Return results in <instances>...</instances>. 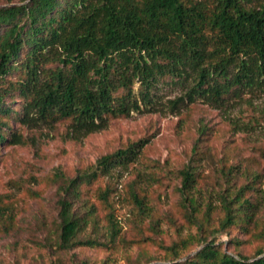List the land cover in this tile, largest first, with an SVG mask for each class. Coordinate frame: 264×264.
I'll use <instances>...</instances> for the list:
<instances>
[{"label":"trees","instance_id":"obj_1","mask_svg":"<svg viewBox=\"0 0 264 264\" xmlns=\"http://www.w3.org/2000/svg\"><path fill=\"white\" fill-rule=\"evenodd\" d=\"M166 83L182 91L169 100L173 109L196 101L218 108L230 99L264 94V0H22L0 5V144L23 143L22 128L60 123L67 124V137L79 139L132 111H158ZM147 142L140 139L105 154L76 176L54 174L59 182L57 248L102 245L82 235L89 224H100L90 186L114 167L134 164ZM244 173L247 182L219 193L223 216L213 222L215 205L207 201L203 209L196 194L200 172L192 164L180 171V205L197 232L180 235L170 245L159 243L167 263L154 264H264V226L256 212L264 173L247 168ZM127 185L137 215H150L145 189L136 179ZM114 189L107 185L96 193L111 207L106 216L111 240L118 232L110 202ZM14 221V207L1 204L0 231L8 233ZM158 222H151L156 233ZM232 229L259 241L253 254L240 251L238 240L232 241L231 252L217 243L219 234ZM200 246L182 260V250ZM136 262L143 264L142 256Z\"/></svg>","mask_w":264,"mask_h":264},{"label":"rangeland","instance_id":"obj_2","mask_svg":"<svg viewBox=\"0 0 264 264\" xmlns=\"http://www.w3.org/2000/svg\"><path fill=\"white\" fill-rule=\"evenodd\" d=\"M11 1L22 0H0V5ZM159 92L164 104L158 111H132L79 139L67 137V124L60 123L54 128H22L23 143L0 144V205L8 203L15 211L14 228L8 233L0 231V264H137L141 256L143 264L167 263L159 243L170 245L180 235L197 232L194 226L189 227L180 205L183 168L192 164L200 172L196 194L203 209L207 201L215 205L213 222L223 216L222 190L247 182L246 168L264 173V94L230 99L218 108L196 101L173 109L169 100L181 96L182 91L166 83ZM140 139L148 142L134 164L116 166L111 175H101L90 186L100 224H89L82 235L98 238L102 245L57 248L59 182L54 174L76 176L103 155ZM232 165L234 169L227 175L225 171ZM135 179L145 189L151 207L145 217L137 215L129 197L127 184ZM107 185L115 188L110 194L118 222L113 240L106 218L111 207L96 195ZM259 187L256 212L264 226V177ZM153 219L159 221L158 233L152 229ZM235 240L246 254H253L259 243L238 229L219 234L217 243L231 252ZM201 247L182 250V260ZM149 259L154 260L148 263Z\"/></svg>","mask_w":264,"mask_h":264},{"label":"water","instance_id":"obj_3","mask_svg":"<svg viewBox=\"0 0 264 264\" xmlns=\"http://www.w3.org/2000/svg\"><path fill=\"white\" fill-rule=\"evenodd\" d=\"M193 254H190L189 256H187L186 258H189V257H191Z\"/></svg>","mask_w":264,"mask_h":264}]
</instances>
